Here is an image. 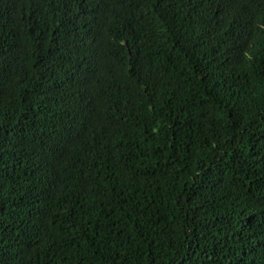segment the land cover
<instances>
[{
  "label": "trees",
  "instance_id": "trees-1",
  "mask_svg": "<svg viewBox=\"0 0 264 264\" xmlns=\"http://www.w3.org/2000/svg\"><path fill=\"white\" fill-rule=\"evenodd\" d=\"M0 264H264V0H0Z\"/></svg>",
  "mask_w": 264,
  "mask_h": 264
}]
</instances>
